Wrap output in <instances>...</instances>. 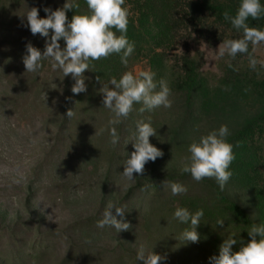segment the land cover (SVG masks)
Listing matches in <instances>:
<instances>
[{
	"label": "rangeland",
	"instance_id": "1",
	"mask_svg": "<svg viewBox=\"0 0 264 264\" xmlns=\"http://www.w3.org/2000/svg\"><path fill=\"white\" fill-rule=\"evenodd\" d=\"M171 1L126 0L128 38L136 44L128 66L118 55L93 61L92 71L85 73L87 92L74 95L67 93L70 76L61 82L63 75L51 60L38 73L26 72L23 63L29 45L43 52L48 39L27 27L30 9L38 8L44 18L46 8L53 11L67 0H0V262L7 256L13 262L15 251L38 244L49 251L35 264H60L68 254L70 264H137L140 248L161 256L160 264H211L223 243L224 226L217 221L234 212L204 197L201 182L181 169L188 163L190 144L222 125L230 130L236 159L233 176L221 191L255 222L264 223V121L240 135L264 117V68L251 69L246 54L232 59L225 52L221 57L223 43L213 35L173 32ZM77 2L80 8L67 14L69 20L90 14L85 0ZM254 55L264 61V44ZM128 71L155 72L156 81L168 82L173 103L170 109L143 113L142 104L134 105L117 126L121 139L114 145L112 113L104 108L101 89L111 88V78L119 80ZM148 120L157 130L150 142L164 155L129 181L122 173L134 151L137 122ZM206 179L218 185L214 178ZM166 180L188 191L172 196L170 187L164 188ZM109 202L126 208L117 219L128 223V230L97 227ZM177 207L204 209L199 242L178 239L188 226L173 218Z\"/></svg>",
	"mask_w": 264,
	"mask_h": 264
},
{
	"label": "clouds",
	"instance_id": "2",
	"mask_svg": "<svg viewBox=\"0 0 264 264\" xmlns=\"http://www.w3.org/2000/svg\"><path fill=\"white\" fill-rule=\"evenodd\" d=\"M90 14H75L69 20V11H78L80 8L77 0H67L63 8L52 11L46 8L47 18H40V10L32 8L26 15L27 27L33 35L39 34L46 39L43 52L29 45L23 63L28 73H38L44 67V62L51 60L52 68L59 70L63 79L71 76L75 81L71 91L74 95L87 92L85 81L89 79L85 73L92 71L93 61L106 60L113 55L120 56V62L128 66L129 58L136 50L135 41L128 38L129 8L126 0H85ZM264 18V0H240L236 14L224 12V20L229 22L234 29L242 32V38L223 41L219 55L225 52L232 59L238 55H248L251 69L257 65L264 68V61L257 60L254 53L264 44V30L251 27L249 20L259 21ZM51 30V36L50 34ZM64 41V47L60 41ZM251 45L252 51H249ZM232 65L229 64V67ZM99 80L100 78L97 77ZM111 88L103 86L104 108L110 110L112 118L109 120V133L111 143L118 145L120 135L117 126L122 124L134 111V105L142 104L140 112H151L158 108L170 109L172 107L171 89L166 80L156 81V73L142 71L138 75L128 71L117 80H110ZM159 89V90H157ZM74 112L69 110L67 116L73 117ZM230 130L227 125H222L218 130H213L199 141L190 144L188 151L190 157L181 169L182 174H190L196 182L206 178H214L220 189L224 190L233 176L231 165L236 159L234 145L228 142ZM157 136V130L152 126L151 120L137 122L134 139V151L125 161L123 176L129 181H134L135 175L144 173L145 165L155 162L163 157L164 153L150 142V138ZM170 187L172 196H178L188 191L180 183H170L166 180L164 188ZM115 210V215L113 214ZM126 208L109 202L103 212V218L97 222L98 228L111 227L116 232L128 230L129 224L118 220L123 217ZM205 212L203 208L195 212L185 207H177L173 218L181 224L187 225L180 234L179 240L184 243H197L200 240L198 227ZM224 219L217 221L223 227ZM250 242L244 243L232 233L224 239L220 246L219 255L210 258L211 264H264V223L253 224L248 229ZM240 244L238 251L233 246ZM163 258L159 255L146 254L140 248L136 255L137 264H160Z\"/></svg>",
	"mask_w": 264,
	"mask_h": 264
},
{
	"label": "trees",
	"instance_id": "3",
	"mask_svg": "<svg viewBox=\"0 0 264 264\" xmlns=\"http://www.w3.org/2000/svg\"><path fill=\"white\" fill-rule=\"evenodd\" d=\"M237 5L238 6L235 4L232 6H226L217 2L196 3L190 2L189 0H173L169 2L168 20L171 30L176 34L189 32L203 37L213 35L217 42L223 43V41L226 40L242 38V32H238L229 22L224 20V12L228 11L234 16L240 3H237ZM61 8L63 7L56 8L55 10ZM71 12L73 13V11H69L68 13L70 14ZM44 16V18H47L48 13ZM249 25L264 30V18L259 21H253L250 19ZM249 48H251V45ZM240 56L241 55H238L236 58L238 59ZM73 82L74 80L70 76L67 81L68 94L72 89ZM263 121L264 117H262L261 120H256V122L251 124L249 128L241 132L240 135H244V133L250 131L251 127L255 129L258 124ZM201 186L205 187L206 196L204 197L211 198L212 200L214 199L215 203L223 204L227 210L234 212L232 213L233 216H228V219L223 225V241L228 235L235 233L237 239L242 240L245 244L250 242L251 237L247 231L253 224L258 223L255 222L251 215L239 204L230 201L215 182L205 179L201 182ZM158 187V185H154L153 189L158 190ZM240 219L242 222H240ZM10 245H12V243ZM25 245H30V243L27 242ZM240 247V244L234 245L233 250L238 251ZM48 251L49 248L47 246L44 247V245L40 246L38 244L31 247L29 250H27V248H22L17 252L15 251L14 254L16 255V258L13 262L10 260V256H7L2 262H0V264H35L41 262L47 255ZM71 259L72 254H68L60 264H70Z\"/></svg>",
	"mask_w": 264,
	"mask_h": 264
}]
</instances>
